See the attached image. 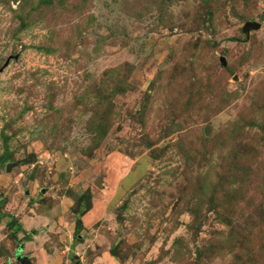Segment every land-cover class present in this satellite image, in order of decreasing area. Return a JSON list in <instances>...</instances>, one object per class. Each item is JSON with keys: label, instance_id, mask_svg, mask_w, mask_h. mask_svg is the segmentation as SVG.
I'll list each match as a JSON object with an SVG mask.
<instances>
[{"label": "rangeland", "instance_id": "rangeland-1", "mask_svg": "<svg viewBox=\"0 0 264 264\" xmlns=\"http://www.w3.org/2000/svg\"><path fill=\"white\" fill-rule=\"evenodd\" d=\"M0 264H264V0H0Z\"/></svg>", "mask_w": 264, "mask_h": 264}, {"label": "water", "instance_id": "water-1", "mask_svg": "<svg viewBox=\"0 0 264 264\" xmlns=\"http://www.w3.org/2000/svg\"><path fill=\"white\" fill-rule=\"evenodd\" d=\"M249 27H253V28H258L259 27V24L257 22H250V21H247L244 25V28L246 30L249 29Z\"/></svg>", "mask_w": 264, "mask_h": 264}, {"label": "trees", "instance_id": "trees-1", "mask_svg": "<svg viewBox=\"0 0 264 264\" xmlns=\"http://www.w3.org/2000/svg\"><path fill=\"white\" fill-rule=\"evenodd\" d=\"M81 225H82V223H81V219H80V218H77V219H76V222H75V226H76V228L81 227Z\"/></svg>", "mask_w": 264, "mask_h": 264}]
</instances>
